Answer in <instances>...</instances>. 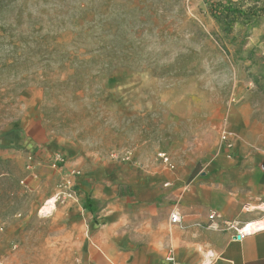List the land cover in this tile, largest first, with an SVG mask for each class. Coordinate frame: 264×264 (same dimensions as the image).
Instances as JSON below:
<instances>
[{"label": "rangeland", "instance_id": "1", "mask_svg": "<svg viewBox=\"0 0 264 264\" xmlns=\"http://www.w3.org/2000/svg\"><path fill=\"white\" fill-rule=\"evenodd\" d=\"M223 1L242 16H213ZM250 76H264V0H0V139L25 134L34 99L49 144L0 159V224L58 225L40 211L68 153L206 160L223 131L232 146L264 149V93ZM25 235L17 264H66Z\"/></svg>", "mask_w": 264, "mask_h": 264}, {"label": "crops", "instance_id": "2", "mask_svg": "<svg viewBox=\"0 0 264 264\" xmlns=\"http://www.w3.org/2000/svg\"><path fill=\"white\" fill-rule=\"evenodd\" d=\"M28 106L25 134L12 145L0 139V159L49 145L38 137L37 102ZM215 152L206 160L174 161L169 155L173 171L156 155L80 163L68 153L65 176L53 195L44 194L40 211L58 225L45 230L40 220L33 226L0 224V264H17L11 252L25 245L30 230L36 233L33 247L50 249L48 262L58 254L66 264H264V228L234 239L236 228L264 224V149L224 144ZM65 177L72 191L58 190ZM212 212L217 217L210 220ZM173 213L179 225L170 222Z\"/></svg>", "mask_w": 264, "mask_h": 264}, {"label": "built area", "instance_id": "3", "mask_svg": "<svg viewBox=\"0 0 264 264\" xmlns=\"http://www.w3.org/2000/svg\"><path fill=\"white\" fill-rule=\"evenodd\" d=\"M222 140L224 141V144H226L227 147H232V144L231 143H228L229 139H228V133L223 131L222 133ZM112 158H114L115 160H120L121 162H131L133 160V155L130 151H127L125 152L121 157H119L117 154H112L111 155ZM30 159V158H29ZM156 159L161 161V163L170 171H173L174 170V165L171 163V159H170V156L169 154H167L166 152H158L156 154ZM58 160V159H57ZM51 168L56 170V171H59V169L57 168L55 162L51 163ZM70 176H77L78 173L77 171H71L69 173ZM66 178H70V177H65ZM62 186V185H61ZM60 186V187H61ZM73 186L74 184L70 181V179H66L64 180L63 182V187L65 189H67L68 191H72L73 190ZM217 216L215 213H211L209 215V219L210 220H213L215 219ZM170 222L174 225H179L180 224V218L178 216L177 213H173L171 216H170ZM251 224H246V225H243L242 227L240 228H236L235 229V235H234V239H237V237L240 239L254 231H257V230H260L262 228H264V226H261V227H257V228H252L250 226ZM1 231V230H0Z\"/></svg>", "mask_w": 264, "mask_h": 264}, {"label": "trees", "instance_id": "4", "mask_svg": "<svg viewBox=\"0 0 264 264\" xmlns=\"http://www.w3.org/2000/svg\"><path fill=\"white\" fill-rule=\"evenodd\" d=\"M210 4H211L210 13L213 16H216L215 13L217 12V10H219L220 14H223L222 16L224 17V19L227 22L228 20L230 21L229 24L231 23V20L238 18V16H242V13L237 11V9L232 8L229 5L228 1H223L219 3H210ZM250 78L252 82L254 83V85L258 88V90L264 93V84L261 83V81L264 80V76L263 77L262 76L261 77L260 76H250Z\"/></svg>", "mask_w": 264, "mask_h": 264}, {"label": "bare ground", "instance_id": "5", "mask_svg": "<svg viewBox=\"0 0 264 264\" xmlns=\"http://www.w3.org/2000/svg\"><path fill=\"white\" fill-rule=\"evenodd\" d=\"M250 226H251L252 228H254V229L258 227V226H254V225H250Z\"/></svg>", "mask_w": 264, "mask_h": 264}, {"label": "water", "instance_id": "6", "mask_svg": "<svg viewBox=\"0 0 264 264\" xmlns=\"http://www.w3.org/2000/svg\"><path fill=\"white\" fill-rule=\"evenodd\" d=\"M237 239H239V238L237 237Z\"/></svg>", "mask_w": 264, "mask_h": 264}]
</instances>
